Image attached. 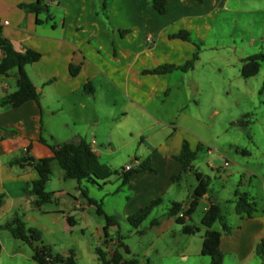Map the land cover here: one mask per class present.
<instances>
[{
  "label": "crops",
  "instance_id": "0c3cea01",
  "mask_svg": "<svg viewBox=\"0 0 264 264\" xmlns=\"http://www.w3.org/2000/svg\"><path fill=\"white\" fill-rule=\"evenodd\" d=\"M228 1L167 0L166 12L161 14L150 0H48V9L39 13L22 6L37 0H0L1 35L18 50L32 48L42 54L40 60L26 66L40 93V103L29 100L18 107L0 106V229L15 214L28 227L49 233H56L57 223L73 232L72 227L82 224L86 227L90 218L96 222L99 239L95 251L102 248L107 252L116 241L125 246L121 220L128 222L129 215L158 198L161 202L157 206L166 205L170 214L171 204L181 202L176 200L174 188H181L185 179L191 197L198 180L195 175V182H189L190 176L182 172L175 156L180 153L184 139L192 150L197 148L198 139L192 141L183 133L187 127L181 118L189 116L184 107L192 102L198 106L200 99L161 98L162 95L168 98L179 87H193L201 93V83L193 76L201 58L188 71H146L164 64L182 65L191 59L199 49L198 43L209 40L218 13ZM180 31H187L191 39L170 37ZM72 65L79 69L76 75L71 74ZM11 72L0 76V101L16 90L9 91L11 74L16 81V70ZM46 87L53 99L45 102L41 96ZM104 90L110 97L114 90L125 99H104ZM46 107L51 118L63 115L61 125L66 131L62 138L56 130H49L44 136ZM178 113L180 116L174 118ZM41 136L45 142L40 140ZM82 139L91 143L100 161L112 168L119 167L124 172L127 165L134 167L149 159L155 171L136 172L123 186L121 175H113L102 187L97 186L106 191L98 196L84 181L80 184L76 179L65 178L62 169L58 174L60 188L52 191L50 202L57 200L56 206H36L37 196L26 191L38 178L32 159L52 157L51 145ZM54 162L57 161L52 162V175ZM195 171L198 170L194 168V174ZM240 171H232V175ZM180 173L181 177L173 180ZM80 186L102 201L105 213L114 218L109 226L105 217L87 202ZM182 202L186 209L190 199ZM202 202L205 212L212 203L209 193ZM233 203L235 215L230 221L223 220L229 229L224 230L222 224L217 229L221 231L223 264H264V258L257 252L264 241V208L247 217L238 214ZM43 216L50 219H42ZM171 216L168 222L176 220V216ZM68 217H72V224ZM190 220L187 217L188 225ZM160 224L153 219V226ZM110 228L119 234L110 235ZM66 247L62 255L70 250L76 259L86 254L80 241L69 242ZM188 248L180 251L181 258L193 255ZM198 254L202 255L201 250L194 253ZM98 260L102 264L99 257Z\"/></svg>",
  "mask_w": 264,
  "mask_h": 264
},
{
  "label": "rangeland",
  "instance_id": "374dc122",
  "mask_svg": "<svg viewBox=\"0 0 264 264\" xmlns=\"http://www.w3.org/2000/svg\"><path fill=\"white\" fill-rule=\"evenodd\" d=\"M211 33L207 43H198V59L201 60H196L197 67L193 73L203 91L198 93L193 87H179L173 89L168 98L162 95L161 99H200L198 106L192 102L184 107L189 116L181 118L187 127L182 131L192 141L198 139L202 144L193 161L194 168L203 176L210 177L211 201L220 204L223 220L230 221L235 215L233 201L237 191L249 193L257 207L264 208V61L260 62V69L255 75L246 78L241 73L248 56L264 54V0H229L224 3ZM191 73L188 74L189 79ZM10 76L8 81L11 92L16 88V81L12 74ZM48 89L46 87V95L41 96L45 102L53 99ZM103 92L104 99H125L120 93L115 94L114 90L112 97L105 90ZM45 109L44 136L49 130H56L60 134L59 138H62L63 131H66L61 125L63 115L51 118L47 113L48 107ZM179 116L180 113L174 118ZM226 161L228 166H225ZM194 168L186 172L191 183L196 180ZM53 169L54 174L46 187L50 192L60 188L58 174L62 168L58 162H54ZM238 169L240 173L232 175V171ZM84 182L98 196L106 192ZM187 186L185 179L181 188H174L176 200L189 201ZM56 202H47L44 206L53 208ZM203 215L201 199L190 215L189 224L201 228L195 234L184 233L182 225L175 218L168 222L172 216L164 204L157 206L142 222L140 232L121 220L125 246L120 251L125 258L135 256L140 264H210L209 256L194 255L200 253L202 247L201 237L206 228L202 224ZM42 219L49 220L50 216H43ZM153 219L159 220L161 224L153 226ZM87 221L86 227L83 224L72 227L73 232L58 223L56 233L43 229L40 231L42 241L59 254H65L69 242L80 241L86 254L78 256V264H101L95 251L99 244L96 222L90 218ZM126 227L131 231H127ZM220 228V221L212 226V229ZM108 230L112 236L119 234L111 228ZM175 241L179 245L174 244ZM119 244L118 241L112 243L107 252L111 255ZM185 246L189 247L188 252L193 255L181 258L179 253ZM33 254L31 246L14 238L7 228L0 229V264H39L33 260Z\"/></svg>",
  "mask_w": 264,
  "mask_h": 264
},
{
  "label": "trees",
  "instance_id": "16d2710c",
  "mask_svg": "<svg viewBox=\"0 0 264 264\" xmlns=\"http://www.w3.org/2000/svg\"><path fill=\"white\" fill-rule=\"evenodd\" d=\"M47 1L48 0H37L34 4L22 6L39 13L48 9ZM150 1L152 6L159 13L163 14L166 12L167 0ZM170 37L181 38L184 40L191 39L187 31H180L176 34H172ZM0 49L2 51V56L0 57V76L8 75L12 70H16V90L9 93L2 101H0V106L8 104L13 107H18L29 100H34L37 103H40V93L28 75L26 66L40 60L42 54L32 48L23 51L16 49L11 41L1 35V33ZM198 57L199 53L196 51L192 58L182 65L164 64L146 72L166 73L173 69L188 71L193 68ZM261 61H264V54H253L248 56L245 59L241 70L242 76L247 78L255 75L260 69ZM78 71V68H74L73 65L71 66L72 75H76ZM88 86L89 85L87 84L85 89H88ZM40 140L45 142L42 136L40 137ZM50 147L53 150L52 157L37 160L32 159L35 162L34 167L38 172V178L32 181L26 191L29 194L37 196L35 205L38 207L44 203L52 201L53 192L47 191L46 185L51 179V165L53 161L59 163L64 171L65 178L76 179L80 184L83 181H86L98 187H102L113 175H121V186H123L130 181L131 177L136 172L143 170L155 171V168L151 165L149 159L144 160L140 164L124 172L122 168H112L100 161L98 155L93 150L91 143L86 139L80 141H66L60 144L51 145ZM201 147L202 144L199 142L197 148L192 150L189 141L187 139L183 140L181 151L175 156L182 165V172L193 170V161L196 158L197 151ZM242 152L247 153L246 150H242ZM195 175L198 183L191 194L188 207L184 209L185 204L183 202H173L170 207V214L176 216V221L183 226L182 231L186 234H195L200 231V227L188 225L186 221L187 217H189L198 206L203 196L209 193V185L211 181L209 176H203L198 171H195ZM180 177L181 173L173 176V180H177ZM80 189L87 202L95 207L97 214L105 217L109 226L114 218L105 213L102 207V201L91 197L87 188L80 186ZM160 202L161 198L153 200L149 205L142 207L136 213L129 215L127 217L128 222L140 232V225L150 215L153 209L160 204ZM235 203L236 212L238 214L252 217L255 212L258 211L256 202L247 192L237 191ZM181 211H183L182 216L179 215ZM68 221L72 224V217H68ZM217 221L221 222L224 230L229 229L228 225L223 221L220 204L212 202L202 217V224L206 227V230L202 240L201 253L202 255L210 257V264H223L224 262V253L220 248L221 231L212 229V226ZM108 226L105 228L107 229ZM2 227L7 228L14 238L28 243L34 251L33 259L39 264H78L74 251L70 250L67 255L54 252L50 246L43 243L41 232L34 227H28L26 222L18 214H15L9 221L2 225ZM36 242H40V244L37 245ZM121 247H123L122 243L113 250L111 255L102 248H97L96 253L102 264H140V261L135 256L125 258L120 251ZM257 252L264 258V241L258 246Z\"/></svg>",
  "mask_w": 264,
  "mask_h": 264
},
{
  "label": "built area",
  "instance_id": "2783aa9c",
  "mask_svg": "<svg viewBox=\"0 0 264 264\" xmlns=\"http://www.w3.org/2000/svg\"><path fill=\"white\" fill-rule=\"evenodd\" d=\"M5 22L7 23V21H5ZM226 164H228V163L226 162ZM131 168H132L131 165H127V166L125 167L124 171H128V170H130ZM182 215H183V213L180 214V216H182Z\"/></svg>",
  "mask_w": 264,
  "mask_h": 264
}]
</instances>
